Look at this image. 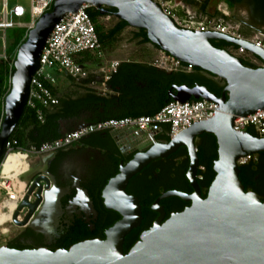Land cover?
<instances>
[{
	"label": "water",
	"instance_id": "95a60500",
	"mask_svg": "<svg viewBox=\"0 0 264 264\" xmlns=\"http://www.w3.org/2000/svg\"><path fill=\"white\" fill-rule=\"evenodd\" d=\"M84 3L98 9L101 15L108 13L103 7L115 8L113 15L117 19L126 21L130 27L144 29L149 42L158 49L222 79L225 86L220 96L200 84L192 87L173 84L168 91L173 101L204 99L216 102L219 107L213 117L193 123L167 142L156 141L154 136L136 127L113 131L115 142L122 135L138 145L133 157L126 164L120 163L118 173L101 191L104 206L120 215L105 230V237L56 250L19 249L4 244L0 246V264H264V200L257 192L245 190L239 178L240 159L264 152V136H255L247 130L236 131L233 127L237 116L264 108V67L244 65L241 58L227 49L215 47L211 40L242 46L263 62L264 49L220 32L180 28L152 0L54 1L51 10L37 20L18 47L12 86L5 97V116L0 126V165L9 137L26 106L31 78L40 66L41 52L54 26L65 14L76 12ZM91 122L85 117L76 119L70 128L62 129L61 134ZM203 133L213 134L217 143V158L212 167L215 175L205 197L197 179L200 161L196 147L197 137ZM180 147H185L188 153L186 178L192 192L177 189L162 192L151 204L158 216L125 253V237L143 218L139 198L126 190L130 178L152 161L166 158ZM24 177L20 180L24 181ZM40 178L32 183L30 179L24 181L29 188L13 210V224L24 226L42 219L40 215L44 211L37 206L41 200L46 204L51 199L47 197L49 184H40ZM43 190L44 195H40ZM83 194L93 207L87 190H83ZM173 196L190 205L165 219L160 201Z\"/></svg>",
	"mask_w": 264,
	"mask_h": 264
},
{
	"label": "built area",
	"instance_id": "2783aa9c",
	"mask_svg": "<svg viewBox=\"0 0 264 264\" xmlns=\"http://www.w3.org/2000/svg\"><path fill=\"white\" fill-rule=\"evenodd\" d=\"M54 1L0 0V31L15 26L26 28L24 37L26 38L29 31L35 27L37 20L44 13L51 10ZM152 1L158 4L163 13L171 17L180 28L195 31H216L236 39L247 40L255 46L264 49V34L246 36L238 27L225 21V18L230 16V9L224 2L217 4L218 15L199 17L187 11L185 5L180 0ZM10 2H13L12 5H10ZM24 2L29 4L30 22L27 24H21L14 20L15 18H22L27 14L26 8L22 5ZM90 7L92 6L89 3H84L76 12L65 14L61 21L54 26L41 52L39 59L40 66L31 78L26 103L28 107L35 110L36 116L41 122L44 121V111L59 102L51 88L46 85V83H49L54 86L56 82L55 76L50 70L59 69L74 79H83L88 76V71L77 61V55L82 52H93L97 56H102V44L95 28V22L88 14ZM179 7L185 8L184 15L178 13ZM112 17L113 15L102 16L105 20H110ZM1 39L3 42V52L0 53V60L8 62L10 69L7 80V93L0 104V125L5 116V97L12 86V67H14V61L18 51L17 48L15 55L12 58L9 57L5 52L6 44L4 42V36H1ZM228 51L251 64L264 67V62L261 59L242 46L231 44L228 47ZM119 64V60L111 61L109 65L111 72H116ZM152 65L170 72L179 69L190 71L192 68V65H184L179 59L161 49H158L157 56L152 60ZM218 107L219 105L216 102L204 99H191L183 103L172 100L153 114L100 119L78 130L68 131L58 138L45 141L39 146L22 147L17 145L16 139L8 140L6 153L0 165V193L4 190L6 191L5 196H7L11 191L10 178L5 175L3 170L6 159L13 154L32 156L48 155L58 149L73 145L87 135L128 127H136L138 130H142L146 134L155 137L161 132L163 125H167V134L169 138H173L193 123L213 117ZM233 127L236 131H246L248 127H252L258 136H264V108L246 116H237L234 120ZM254 157V155H247L240 159V163L244 164ZM11 173L13 174V172ZM21 197L14 202V206L8 217L10 221L13 210Z\"/></svg>",
	"mask_w": 264,
	"mask_h": 264
},
{
	"label": "trees",
	"instance_id": "16d2710c",
	"mask_svg": "<svg viewBox=\"0 0 264 264\" xmlns=\"http://www.w3.org/2000/svg\"><path fill=\"white\" fill-rule=\"evenodd\" d=\"M184 4L198 6L199 12L203 15L205 12L206 4L208 0H180ZM229 7H237L243 5L246 0H224ZM253 9L250 10L249 15L250 22L253 24H264V0H252ZM116 11L115 8H110L107 14L113 15ZM88 14L95 22V28L99 36V40L102 45L114 40L117 36L128 27V23L124 20L118 19L117 22L109 29H104L102 23H98L97 19L101 16L98 10L93 7L88 9ZM135 38L140 39V43H150L146 31L144 29H138L135 33ZM25 40L22 36L17 45H20ZM211 43L221 49H227L231 44L221 40H211ZM155 46V45H154ZM156 47V46H155ZM157 48V47H156ZM242 62L246 66L256 67V65L247 62L242 59ZM8 66H7V64ZM184 64V63H183ZM186 65V64H184ZM120 64L117 67L116 72L108 80L109 86L118 91V96H115L113 101L115 103H126L128 105H142L143 108L129 109L119 114L113 115L114 118L141 116L153 114L160 110L162 107L172 101V98L168 94L169 89L173 84L182 85L187 84L192 87L195 84L206 86L212 93L220 96L225 82L212 74L203 71L200 68L193 67L190 71L185 69H179L177 71L168 72L160 68L155 67L152 64L136 65L134 67L122 68ZM9 63L0 60V104L3 101V97L7 93V80L9 76ZM14 72V67H12ZM51 88L53 94H55L54 86L46 83ZM101 99V98H99ZM102 100V99H101ZM105 101V100H104ZM63 104L64 109H60L59 105ZM77 102H59L52 106V110L44 111V121L38 120L35 110L28 107L24 108V111L17 123L16 128L9 137V140L16 139L17 145L22 147L39 146L45 141H50L61 136L58 130L57 120L64 116L71 115L77 109ZM111 118V117H106ZM105 118V119H106ZM1 126V125H0ZM168 126L163 125L162 130L156 135V138L167 142L170 140L167 134ZM247 131L251 134L258 136L256 131L252 127H248ZM197 154L200 161L198 168L197 179L201 187L203 197L206 196V191L214 178L213 162L217 158V143L213 134L203 133L197 137L196 140ZM254 158L240 165L239 178L243 183L245 190H253L257 192L261 199L264 200V152L254 154ZM176 159V161H175ZM165 163L164 171L169 175L168 181H157L155 179L144 178L138 183L135 189L129 190L131 193L139 198L142 221L141 224L130 231L124 240V252L126 253L129 248L138 240L140 233L149 228L157 213L151 209L153 201L164 191L169 189H177L184 192H192V188L189 181L186 178V171L189 165V157L185 147H180L176 152L170 154L166 158H159L152 161ZM149 166V164H148ZM202 167V168H201ZM174 169V170H173ZM205 192V193H204ZM95 201L99 208L103 207L102 199L100 198V190L94 194ZM162 204H173L178 210H182L186 202L179 197L173 196L160 201ZM108 214L104 228L110 227L120 215L113 211L107 210ZM83 238L79 236L73 241H78ZM21 248L20 245H15Z\"/></svg>",
	"mask_w": 264,
	"mask_h": 264
},
{
	"label": "flooded vegetation",
	"instance_id": "af4514ba",
	"mask_svg": "<svg viewBox=\"0 0 264 264\" xmlns=\"http://www.w3.org/2000/svg\"><path fill=\"white\" fill-rule=\"evenodd\" d=\"M241 7L246 8L251 13L253 1L246 0ZM103 8L109 12L111 7ZM72 124L71 121L64 123L60 126V129L70 128ZM155 139L156 141H161L156 136ZM137 145L138 143L134 142V140L119 135V140L117 142L112 141L102 152H93L85 149L73 150V145H71L48 155L35 156L37 163L25 175L24 181L30 179V183H32L37 177H41L38 182L42 185H45L46 182L49 184L47 197L51 199L52 203L42 204L43 200H41L38 204L37 209L44 211L40 215L41 217L39 216L42 218L40 221L28 222L24 226H17L10 222L11 232L7 235L8 239L5 244L14 248H18L15 245H20L21 248L19 249L45 247L50 250H56L69 248L71 245L83 240L103 239L105 230L108 228H104V226L108 217L106 211L109 209L104 206L103 200V207L106 211L99 208L94 194L100 190L101 198V191L106 182L118 173L121 162L126 164L133 157L137 152ZM164 164L155 162L143 168L130 178L126 187L127 192L128 189H135L143 178L144 180L155 179L159 182L162 181L161 183L164 185V182L171 178L166 174L167 171H164ZM45 173H50L51 175L49 176ZM42 177H45V179ZM28 188L29 185L23 183L20 191L26 192ZM36 190L37 188L33 192L35 193ZM83 190H87L88 197L93 202V207L86 201ZM44 191L40 195H44ZM15 200L16 198L13 202ZM160 204L165 209V219L171 213L181 211L171 203L167 205ZM188 205H190V202H186L183 209ZM10 213L11 211L2 213V218H8ZM82 235V239L73 241Z\"/></svg>",
	"mask_w": 264,
	"mask_h": 264
},
{
	"label": "crops",
	"instance_id": "0c3cea01",
	"mask_svg": "<svg viewBox=\"0 0 264 264\" xmlns=\"http://www.w3.org/2000/svg\"><path fill=\"white\" fill-rule=\"evenodd\" d=\"M224 2V0H208L205 12L202 15L199 12L198 6L185 5L187 11L195 16H213L218 15L217 4ZM227 4V3H226ZM228 5V4H227ZM229 7V6H228ZM185 8H178L180 15L185 14ZM230 16L225 18V21L235 25L246 36H258L264 34V24H253L250 22V12L243 7H229ZM99 17L98 23H102L104 29L111 28L116 22L117 18L112 17L110 22L105 24ZM138 29L133 27H126L116 39L102 45V56H97L93 52H85L77 55V61L88 71V76L83 79H74L60 70L54 69L55 73L61 74V80L54 84L55 96L62 103L77 102V109L71 115L64 116L57 120L58 130L61 133L60 126L67 122H72L76 119L85 117L92 122L112 117L113 115L127 111L129 109L143 108L142 105H128L126 103H115L113 101L115 96H118V91L112 89L108 80L113 76L110 70V62L113 60L120 61V67H134L136 65L152 64V60L157 56L158 49L151 43H140V39L135 38V33ZM119 67V68H120ZM58 71V72H57ZM101 98V99H99ZM105 100V101H104ZM60 109H64V105H59ZM50 107L46 110H52ZM68 129V128H67ZM115 131V130H114ZM113 131H102L87 135L73 144V150H91L104 151L109 144L114 141ZM62 135V134H61ZM37 158L32 155L13 154L5 161L4 173L10 179V184L13 188L14 194L7 195L9 197L7 203L3 204V199L0 201V221H2V213L10 212L14 206L13 200L17 198L21 192L24 181L20 177L26 175L32 167L37 163ZM11 169V170H10ZM13 172V174L11 173ZM20 191V192H18ZM8 219V218H7ZM6 218L4 219V221Z\"/></svg>",
	"mask_w": 264,
	"mask_h": 264
},
{
	"label": "rangeland",
	"instance_id": "374dc122",
	"mask_svg": "<svg viewBox=\"0 0 264 264\" xmlns=\"http://www.w3.org/2000/svg\"><path fill=\"white\" fill-rule=\"evenodd\" d=\"M13 2H10V5H12ZM22 5L26 8V11H27V14L22 17V18H15L14 20L18 23H21V24H27L30 22V15H29V4L24 2L22 3ZM98 21H102L104 22L105 24L109 23L110 20H105V19H99ZM25 34H26V28H22V27H18V26H15V27H12V28H8V29H5V30H1L0 31V53L3 52V49H2V39H1V36H4V42L6 44V49H5V52L6 54L9 56V57H13L16 53V50L18 48L19 45H17L18 43V40L24 36L25 37ZM82 53H85V52H82ZM7 64V63H6ZM8 66V64H7ZM59 70V69H57ZM51 73H53L58 82L61 80V74L59 73H55V70H50ZM58 72V71H57ZM60 72H62L60 70ZM6 195V191L2 190V192L0 193V201L4 198V196ZM9 197H5L3 199V204L5 205V203H7ZM10 219L6 218V220L4 221V219L2 221H0V246L1 245H4L6 240L8 239L7 235L10 234V230H11V223H10Z\"/></svg>",
	"mask_w": 264,
	"mask_h": 264
},
{
	"label": "bare ground",
	"instance_id": "6f19581e",
	"mask_svg": "<svg viewBox=\"0 0 264 264\" xmlns=\"http://www.w3.org/2000/svg\"><path fill=\"white\" fill-rule=\"evenodd\" d=\"M10 187H11V191H10V193L8 195H13L14 191H13V188H12L11 184H10ZM22 195H23V192H20L16 199L20 198Z\"/></svg>",
	"mask_w": 264,
	"mask_h": 264
}]
</instances>
